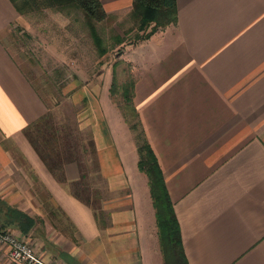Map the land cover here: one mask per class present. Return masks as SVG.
<instances>
[{"label":"crops","instance_id":"obj_1","mask_svg":"<svg viewBox=\"0 0 264 264\" xmlns=\"http://www.w3.org/2000/svg\"><path fill=\"white\" fill-rule=\"evenodd\" d=\"M99 1L105 15L134 17L132 0ZM175 10L121 43L129 102L187 263L264 264V0H175ZM26 12L0 0V225L53 264H163L135 140L103 84L93 94L91 80L81 86L92 123L80 148L91 143L93 159L75 154L73 128L58 140L40 123L44 100L5 43ZM91 163L98 190L84 181ZM0 264L22 263L0 245Z\"/></svg>","mask_w":264,"mask_h":264},{"label":"rangeland","instance_id":"obj_2","mask_svg":"<svg viewBox=\"0 0 264 264\" xmlns=\"http://www.w3.org/2000/svg\"><path fill=\"white\" fill-rule=\"evenodd\" d=\"M26 11L22 21L11 23L5 43L44 100L47 113L40 123L56 128L58 140L71 138L65 137L64 126L73 128L75 154L93 159L91 143L88 149L80 148L81 143L85 144L87 137H91V113L87 99L81 94V86L91 80L89 92H97L103 84L104 101L121 110L129 127L133 125L132 134L139 133L138 118L128 100V63L120 58L121 43L133 42L142 33L137 29V18L117 20V14L105 15L104 12L102 18L95 20L68 3L42 5ZM90 27L98 36V46L92 39ZM121 39L123 41L118 42ZM30 135L35 139L33 131ZM95 170L92 163L88 164L86 173H90L84 181L90 189L98 190L102 182L97 180ZM89 199L96 208L97 196L90 194Z\"/></svg>","mask_w":264,"mask_h":264},{"label":"trees","instance_id":"obj_3","mask_svg":"<svg viewBox=\"0 0 264 264\" xmlns=\"http://www.w3.org/2000/svg\"><path fill=\"white\" fill-rule=\"evenodd\" d=\"M10 1L13 2L18 11L29 10L42 5L51 6L58 3H68L81 8L84 14L92 19L99 20L104 15L99 0ZM175 12V0H132L130 13L137 18V29L142 30V33L138 35L137 38H144L158 26L173 21L175 19ZM147 26H149V28L145 30ZM91 36L95 44L98 46L99 39L92 28ZM98 49L99 51H103L102 47H98ZM39 121L40 120H37L34 123L38 124ZM130 127L133 128V125ZM133 138L135 140L137 151V167L146 174L147 178L149 195L154 208V218L162 262L163 264H188L183 252L179 226L173 211L172 202L165 188L161 169L155 159V155L141 129L139 130V133H133Z\"/></svg>","mask_w":264,"mask_h":264},{"label":"built area","instance_id":"obj_4","mask_svg":"<svg viewBox=\"0 0 264 264\" xmlns=\"http://www.w3.org/2000/svg\"><path fill=\"white\" fill-rule=\"evenodd\" d=\"M0 245L4 246L9 259L22 264H53L42 258L27 240L14 235L0 225Z\"/></svg>","mask_w":264,"mask_h":264}]
</instances>
